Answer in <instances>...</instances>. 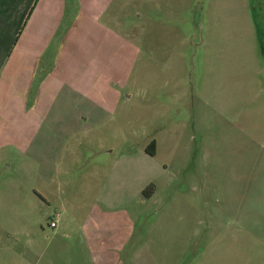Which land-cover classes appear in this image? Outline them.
I'll use <instances>...</instances> for the list:
<instances>
[{
  "label": "rangeland",
  "instance_id": "obj_1",
  "mask_svg": "<svg viewBox=\"0 0 264 264\" xmlns=\"http://www.w3.org/2000/svg\"><path fill=\"white\" fill-rule=\"evenodd\" d=\"M68 2L0 80V264H103L88 225L119 264H264V0Z\"/></svg>",
  "mask_w": 264,
  "mask_h": 264
},
{
  "label": "crops",
  "instance_id": "obj_2",
  "mask_svg": "<svg viewBox=\"0 0 264 264\" xmlns=\"http://www.w3.org/2000/svg\"><path fill=\"white\" fill-rule=\"evenodd\" d=\"M68 7V0H58L57 4H55V0H0V80L10 55L23 40L25 30L27 31L29 28L36 30L41 40L46 43L49 41L47 46L51 45V38L56 36L59 24L64 22ZM28 39H30L29 36ZM47 46L43 52L49 50ZM22 53L28 55L25 49L22 50ZM0 84H2L0 89L3 90V83ZM88 226L85 227V237L93 252L102 251L101 255H105L102 259L103 264H119L118 252L123 247L119 238L111 237L114 234L113 231L107 232L110 236H103L97 227L94 229L92 225ZM126 241L127 238L123 244ZM115 250H117V254H115ZM94 259L100 262L97 255Z\"/></svg>",
  "mask_w": 264,
  "mask_h": 264
},
{
  "label": "trees",
  "instance_id": "obj_3",
  "mask_svg": "<svg viewBox=\"0 0 264 264\" xmlns=\"http://www.w3.org/2000/svg\"><path fill=\"white\" fill-rule=\"evenodd\" d=\"M151 155H155L154 147L153 150L150 152Z\"/></svg>",
  "mask_w": 264,
  "mask_h": 264
},
{
  "label": "built area",
  "instance_id": "obj_4",
  "mask_svg": "<svg viewBox=\"0 0 264 264\" xmlns=\"http://www.w3.org/2000/svg\"><path fill=\"white\" fill-rule=\"evenodd\" d=\"M52 227H56V222H52Z\"/></svg>",
  "mask_w": 264,
  "mask_h": 264
}]
</instances>
